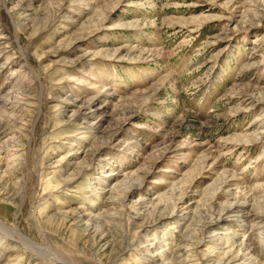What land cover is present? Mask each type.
Instances as JSON below:
<instances>
[{
  "label": "rangeland",
  "instance_id": "obj_1",
  "mask_svg": "<svg viewBox=\"0 0 264 264\" xmlns=\"http://www.w3.org/2000/svg\"><path fill=\"white\" fill-rule=\"evenodd\" d=\"M0 221V264H264V0H0Z\"/></svg>",
  "mask_w": 264,
  "mask_h": 264
},
{
  "label": "bare ground",
  "instance_id": "obj_2",
  "mask_svg": "<svg viewBox=\"0 0 264 264\" xmlns=\"http://www.w3.org/2000/svg\"><path fill=\"white\" fill-rule=\"evenodd\" d=\"M12 165H14V164H12ZM10 166V165H9ZM12 167V166H11ZM257 219V218H256ZM262 221V220H261ZM207 227V226H206ZM260 227V226H259ZM4 228H6V226L0 221V232H1V234L4 236V237H10V235H8L7 234V232H6V230L4 229ZM258 228V227H257ZM263 228V230H264V227H262ZM261 228V229H262ZM259 231H260V229H259ZM17 233V232H16ZM210 233V232H209ZM263 234V233H262ZM214 235V234H213ZM4 237H3V240H4ZM15 241H16V239H14ZM27 241V240H26ZM203 245V244H202ZM245 247V246H244ZM248 247V246H247ZM249 248H251V247H249ZM184 249V248H183ZM186 249V248H185ZM181 250V249H180ZM180 252V251H179ZM232 254V253H231ZM241 257V256H240ZM230 257H228V260H226V264H231V261H233V259H229ZM220 259V258H219ZM237 261V260H236ZM241 261V259L239 260V262ZM254 262V261H253ZM236 264V263H235Z\"/></svg>",
  "mask_w": 264,
  "mask_h": 264
}]
</instances>
